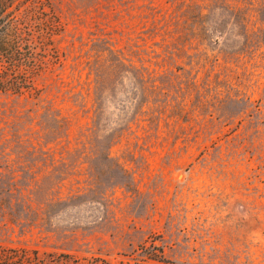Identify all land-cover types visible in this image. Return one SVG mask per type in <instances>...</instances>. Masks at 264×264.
<instances>
[{
    "label": "rangeland",
    "instance_id": "obj_1",
    "mask_svg": "<svg viewBox=\"0 0 264 264\" xmlns=\"http://www.w3.org/2000/svg\"><path fill=\"white\" fill-rule=\"evenodd\" d=\"M38 1L59 61L0 90V246L264 264V0Z\"/></svg>",
    "mask_w": 264,
    "mask_h": 264
},
{
    "label": "trees",
    "instance_id": "obj_2",
    "mask_svg": "<svg viewBox=\"0 0 264 264\" xmlns=\"http://www.w3.org/2000/svg\"><path fill=\"white\" fill-rule=\"evenodd\" d=\"M31 2L21 14V7ZM44 5L38 0H0V90L17 95L35 96L38 89L34 77L44 68L46 58L59 61L57 50L47 51L50 36L58 30V25L47 24L45 33H38L37 40L33 25L27 20L29 12ZM36 16V15H35ZM41 24L36 23L35 28ZM40 48V52L37 48ZM156 249V248H155ZM153 258V257H149ZM0 264H143L132 259L112 262L103 256L76 257L71 254L56 255L29 248H8L0 246Z\"/></svg>",
    "mask_w": 264,
    "mask_h": 264
}]
</instances>
